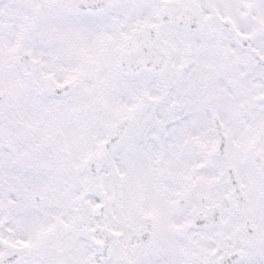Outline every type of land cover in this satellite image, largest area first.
Instances as JSON below:
<instances>
[{
    "label": "snow or ice",
    "instance_id": "obj_1",
    "mask_svg": "<svg viewBox=\"0 0 264 264\" xmlns=\"http://www.w3.org/2000/svg\"><path fill=\"white\" fill-rule=\"evenodd\" d=\"M0 264H264V0H0Z\"/></svg>",
    "mask_w": 264,
    "mask_h": 264
}]
</instances>
